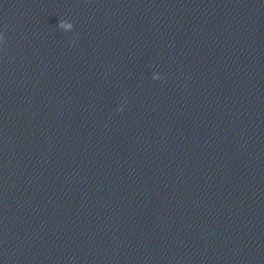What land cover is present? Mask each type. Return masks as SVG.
I'll list each match as a JSON object with an SVG mask.
<instances>
[{
	"label": "clouds",
	"instance_id": "9594fccd",
	"mask_svg": "<svg viewBox=\"0 0 264 264\" xmlns=\"http://www.w3.org/2000/svg\"><path fill=\"white\" fill-rule=\"evenodd\" d=\"M57 27L60 29L69 30V29H73L74 25L70 21L60 20ZM2 39L3 38L0 37V40H2Z\"/></svg>",
	"mask_w": 264,
	"mask_h": 264
}]
</instances>
